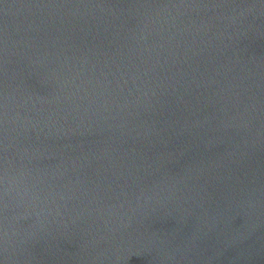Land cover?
Segmentation results:
<instances>
[{
  "label": "water",
  "instance_id": "95a60500",
  "mask_svg": "<svg viewBox=\"0 0 264 264\" xmlns=\"http://www.w3.org/2000/svg\"><path fill=\"white\" fill-rule=\"evenodd\" d=\"M0 264H264V0H0Z\"/></svg>",
  "mask_w": 264,
  "mask_h": 264
}]
</instances>
